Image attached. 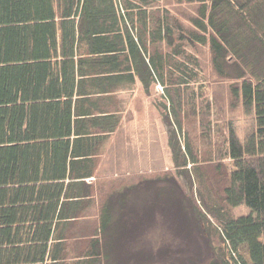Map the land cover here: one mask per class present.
<instances>
[{
  "label": "trees",
  "instance_id": "trees-1",
  "mask_svg": "<svg viewBox=\"0 0 264 264\" xmlns=\"http://www.w3.org/2000/svg\"><path fill=\"white\" fill-rule=\"evenodd\" d=\"M253 40L264 50V0H0V264L148 257L133 242L153 207L162 218L211 216L208 264H264V74L239 62ZM204 52L230 82L229 110L251 117L244 135L224 121L212 141L211 94L191 87ZM138 83L146 93L162 86L174 166L204 181V212L174 174L100 188L97 159L121 119L115 95ZM137 188L145 202L153 192L144 216ZM239 206L249 213L235 218Z\"/></svg>",
  "mask_w": 264,
  "mask_h": 264
},
{
  "label": "rangeland",
  "instance_id": "rangeland-1",
  "mask_svg": "<svg viewBox=\"0 0 264 264\" xmlns=\"http://www.w3.org/2000/svg\"><path fill=\"white\" fill-rule=\"evenodd\" d=\"M228 18L230 22V14ZM231 20L233 23L236 21L234 18ZM241 33L249 36L243 27ZM240 55L241 66L250 68V71L257 75L264 74V50L260 43L253 40L243 45ZM202 57L203 70L199 73V81L193 83L191 87L196 92L195 97L204 91L208 95L211 94L208 101L210 104L208 112L212 141L216 139V132L218 134L223 129L224 121L234 126L237 133L244 135L252 123L251 117L244 115L239 108L234 111L229 110L226 98L230 82L216 78L209 66V57L206 52ZM235 69L237 66L233 64L231 70ZM212 93L216 95L218 105L214 103ZM115 105H117L121 119L118 129L107 138L102 155L97 159L99 162L97 182L100 184V188L105 191L112 186L123 190L126 185L137 184L139 180L157 179L167 176L166 173L169 176L174 174L182 184L184 192L181 196L194 197L199 208L204 212V204L200 201V196H209V190L204 181L193 179L189 164L186 169H175L171 147L168 144L173 125L172 121L164 114L169 108V103L164 97L162 86L155 84L146 93L139 83L135 84L132 88L116 93ZM192 122L194 120L190 117L185 122L184 129L188 130L190 137H195L194 131L196 130L197 133L200 128L198 125L194 126ZM174 136L182 145L183 133L175 132ZM213 150L214 147L211 149L212 153ZM206 152H208L207 149H202L199 154L201 160ZM224 164L229 169L232 168L230 160L226 159ZM136 193V204H138L136 214L144 216L150 207V204L149 207L147 206V201L150 202L154 198L153 192L146 202L141 200L142 193L139 188ZM165 199L167 198L163 195V208L168 211L170 207ZM232 211L235 218L249 213L242 206ZM195 213L194 217L189 220L184 215H181V219L176 215H172L171 218L170 215H166V218H162L159 209L151 208L149 219L143 224L144 228L139 230L138 239L133 242V249L138 248L141 253L143 252L141 245L145 244L150 249L149 256L130 260L129 264H190L191 260H194L195 264H208L209 261L215 259L207 235L209 231L216 228L215 224L210 215L207 214L209 219L207 221L196 211ZM214 231L216 232V230ZM243 255L248 260V255L246 253Z\"/></svg>",
  "mask_w": 264,
  "mask_h": 264
}]
</instances>
